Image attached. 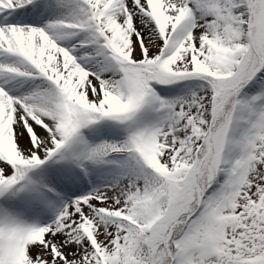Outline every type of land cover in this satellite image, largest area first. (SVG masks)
<instances>
[{
	"label": "snow or ice",
	"instance_id": "snow-or-ice-1",
	"mask_svg": "<svg viewBox=\"0 0 264 264\" xmlns=\"http://www.w3.org/2000/svg\"><path fill=\"white\" fill-rule=\"evenodd\" d=\"M0 264H264V0H0Z\"/></svg>",
	"mask_w": 264,
	"mask_h": 264
}]
</instances>
